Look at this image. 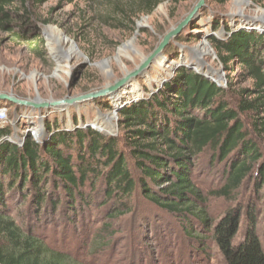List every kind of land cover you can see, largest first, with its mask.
I'll return each mask as SVG.
<instances>
[{
	"label": "trees",
	"instance_id": "16d2710c",
	"mask_svg": "<svg viewBox=\"0 0 264 264\" xmlns=\"http://www.w3.org/2000/svg\"><path fill=\"white\" fill-rule=\"evenodd\" d=\"M15 1L0 0V31L45 57L39 21L29 10L18 13ZM89 1L105 7L103 22L119 28L169 0ZM220 31L223 36L213 37L212 45L225 71L238 68L235 79L222 87L180 67L144 100L119 109L117 136L45 123L39 128L45 137H27L19 146L6 140L12 126L0 127V264H87L71 250L58 249L45 228L75 229L89 213L104 218L92 236L100 238L98 252L113 242L109 221L130 215L129 235L139 254L150 247L147 231L153 225L169 236L166 242L180 238L181 249L198 253L201 261L210 259L214 243L226 264H264L254 207L243 214L230 209L218 220L209 211V196L229 198L245 184H252L256 197L264 191V32L218 23L214 32ZM240 82L249 85L236 87ZM204 168L223 182L209 196L198 183ZM243 216L244 236L234 244ZM170 257L151 256L150 262L173 264Z\"/></svg>",
	"mask_w": 264,
	"mask_h": 264
},
{
	"label": "rangeland",
	"instance_id": "374dc122",
	"mask_svg": "<svg viewBox=\"0 0 264 264\" xmlns=\"http://www.w3.org/2000/svg\"><path fill=\"white\" fill-rule=\"evenodd\" d=\"M20 1L16 0L13 8L20 14L29 10L39 21V27L46 39V54L43 58L37 57L27 51L25 43L15 45L9 42L8 33L0 31V92L11 93L23 99H33L38 94L43 100H60L99 90L121 78L124 67L131 70L139 64L141 56L136 52L148 55L164 33L175 26L197 0H169L160 3L150 14L133 17V23L128 21L124 27L119 28L103 22L99 17L106 11L105 7L101 4L93 5L89 0H49L42 5L31 0L24 4ZM218 23L227 24L233 29L264 31V0H227L224 5L208 0L199 19L191 26L192 30L186 29L189 32L186 39L181 40L184 35L175 39L159 65H153L129 84L136 82V85L121 89V99L104 98L81 104L68 109L67 114L66 111L58 109L47 111L42 114L44 128L45 123H51L60 129L89 128L103 135L107 133L105 136H117L120 134L119 110L115 116V109L122 104L126 106L144 100L149 93L170 79L180 67L194 70L226 87L227 79H235L238 68L232 67V70L225 71V66L221 65L217 57L212 38L221 39L223 36L222 31L214 32ZM176 44L182 45L183 48H178ZM206 44L211 47L212 52L207 50ZM248 85L249 82H240L236 87L244 88ZM4 107L5 105L0 104V109ZM7 115L13 131L10 138L15 143L31 137L30 131L38 130L42 124L41 121L25 114H19L14 120L12 116ZM18 130L23 133H18ZM24 131L28 134H24ZM38 134V139H34L37 142L46 136L44 132ZM198 183L207 196L223 187L216 171L208 172L206 168L198 172ZM263 195L264 191L260 197H256L252 184H245L229 198L209 196V211L211 216L218 220L230 209H242L243 214L244 209L254 207L258 212L257 236L264 250ZM152 211L147 216L151 220L154 218ZM98 218L89 213L83 219L85 222L79 223L75 229L64 228L62 225L56 228L47 226L45 235L49 241H54L58 249L64 247L71 250L74 256L87 264H151V256L157 259L170 257L166 253L171 254L173 264H226L214 243L209 247L210 259L201 261V255L198 253L194 254L184 247L181 249L180 238L172 239L171 243L166 242L169 236H164L161 229H157V226L154 229L153 225L152 229L147 231L151 235L146 241L150 247L146 249L147 252L139 254L137 248L134 250L132 245L134 237L129 235V232H132L129 223L133 222L130 215L109 221L113 224L110 231L114 233L113 242L105 250L98 252L97 242L100 238L94 240L92 237L100 231L104 221V218L97 220ZM134 222L139 223L137 220ZM247 223L243 216L234 244L243 239ZM41 228H44L43 224ZM85 245H90L88 250Z\"/></svg>",
	"mask_w": 264,
	"mask_h": 264
},
{
	"label": "water",
	"instance_id": "95a60500",
	"mask_svg": "<svg viewBox=\"0 0 264 264\" xmlns=\"http://www.w3.org/2000/svg\"><path fill=\"white\" fill-rule=\"evenodd\" d=\"M207 2L208 0H197L192 9L175 26H172L167 32L164 33L157 45L148 55L144 56L141 52H136V54L141 56L139 64H136L131 70H128L124 67L122 77L116 79L112 84H107L101 89L93 92L78 96L65 97L60 100H43L38 94H36V97L33 99H23L11 93L0 92V104L5 105L4 108H9L8 114L12 116L13 120L18 118L19 114H25V116L41 121L42 123V120L44 119L42 114L46 113L47 111L58 109L61 111H66L67 114L68 109L71 107L76 108L81 104H87L89 102L104 98H116L117 100L120 98L121 93H123L121 91L123 87H126L127 89L133 85H136V82H134L133 85L129 84L146 73L153 65L157 66L165 59V53L169 47L174 44L175 39H178L182 35H184V37H182L181 40L186 39L187 34L189 33L186 31V29H191V26L197 22L201 13L205 9ZM137 26L139 27V25ZM136 34L137 32L135 35ZM176 46L178 48H183V46L180 44H176ZM65 85L67 86L68 83L66 82ZM126 89L124 88V90ZM122 105L118 109H115L113 113L115 116L116 112L125 106V104ZM40 130L41 133H43V130ZM104 135H107V133H104Z\"/></svg>",
	"mask_w": 264,
	"mask_h": 264
},
{
	"label": "built area",
	"instance_id": "2783aa9c",
	"mask_svg": "<svg viewBox=\"0 0 264 264\" xmlns=\"http://www.w3.org/2000/svg\"><path fill=\"white\" fill-rule=\"evenodd\" d=\"M8 110L6 108H1L0 109V127L6 125L8 123ZM41 131V130H40ZM24 134H28L27 132L24 131ZM30 136L32 139H38L39 134L38 130L34 129L30 131ZM7 141H11V138H7ZM12 142V141H11ZM24 142V139L17 141L16 143L21 146Z\"/></svg>",
	"mask_w": 264,
	"mask_h": 264
},
{
	"label": "bare ground",
	"instance_id": "6f19581e",
	"mask_svg": "<svg viewBox=\"0 0 264 264\" xmlns=\"http://www.w3.org/2000/svg\"><path fill=\"white\" fill-rule=\"evenodd\" d=\"M205 47L207 48V50L209 51V52H212V49H211V47L208 45V44H206L205 45ZM41 128V127H40ZM38 132H40L41 133V131L38 129ZM42 134V133H41Z\"/></svg>",
	"mask_w": 264,
	"mask_h": 264
},
{
	"label": "flooded vegetation",
	"instance_id": "af4514ba",
	"mask_svg": "<svg viewBox=\"0 0 264 264\" xmlns=\"http://www.w3.org/2000/svg\"><path fill=\"white\" fill-rule=\"evenodd\" d=\"M43 124H41V127L43 128V126H42Z\"/></svg>",
	"mask_w": 264,
	"mask_h": 264
}]
</instances>
